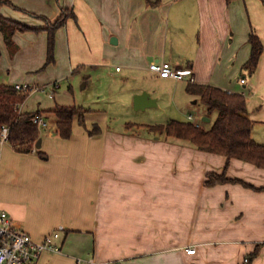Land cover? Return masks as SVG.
Segmentation results:
<instances>
[{
    "label": "crops",
    "instance_id": "obj_1",
    "mask_svg": "<svg viewBox=\"0 0 264 264\" xmlns=\"http://www.w3.org/2000/svg\"><path fill=\"white\" fill-rule=\"evenodd\" d=\"M64 10L69 16L56 31L55 61L47 64L45 27ZM0 16L38 28L17 31L13 44L0 29V82L50 88L53 96L46 93L56 98L64 81L87 85L92 74L84 72L107 68L108 76L156 85L132 88V96L146 91L156 99L145 110L160 103L157 86L179 87L180 80L150 69L170 61L190 68L195 83L243 93L253 137L264 144V50L253 73L245 68L253 27L264 44V0H0ZM37 91L21 111L44 118L36 148L45 155L7 143L0 164V210L36 241L62 228L56 240L62 250L43 252L37 264H264V189L207 183L210 172L226 170L264 187V168L156 135L147 124L116 128L107 110L89 107L85 125L75 117L64 138L55 109L68 104L47 107L39 96L30 102ZM174 92L183 106L185 98ZM191 246L195 253L187 251Z\"/></svg>",
    "mask_w": 264,
    "mask_h": 264
},
{
    "label": "trees",
    "instance_id": "obj_2",
    "mask_svg": "<svg viewBox=\"0 0 264 264\" xmlns=\"http://www.w3.org/2000/svg\"><path fill=\"white\" fill-rule=\"evenodd\" d=\"M68 16L69 12L64 10L56 22H49L45 27L49 33L47 64L55 61L56 31L65 24ZM0 29L8 44H13V35L17 31L38 30L4 16H0ZM249 42L252 45V51L245 68L253 73L264 50L263 41L254 27L250 33ZM1 55L0 46V61ZM187 91L207 106L209 115L217 112L211 127L192 120L172 119L166 123L147 125L150 131L156 135L189 140L201 150L222 154L229 160L241 159L264 168V144L253 137L255 121L248 114L247 97L241 92H231L211 84L195 82L187 84ZM29 94L30 92L17 89L15 85L0 82V123L11 126L10 143L18 151L36 150L44 156L45 153L40 148H36V142L41 136V127L34 121V117L40 111H21V105ZM88 111H90L89 108L83 105H58L55 109L58 116V133L64 138L71 137L75 117H78L80 124L85 125V116ZM128 125L131 126L133 123ZM226 182H240L251 188L264 189L238 178H230L226 170L221 174L216 172L208 174L209 185ZM258 252L259 247L253 254L256 255Z\"/></svg>",
    "mask_w": 264,
    "mask_h": 264
},
{
    "label": "rangeland",
    "instance_id": "obj_3",
    "mask_svg": "<svg viewBox=\"0 0 264 264\" xmlns=\"http://www.w3.org/2000/svg\"><path fill=\"white\" fill-rule=\"evenodd\" d=\"M89 74H92V76L88 78V84L85 87L83 83L86 81L83 79L66 80L62 83V89H58L56 92V98H50L49 93L39 90L30 102H35V97L39 96L44 100V105L47 107L63 102L68 105H84L96 112L107 110L111 125L120 129L126 127L129 123H133V125L140 123L151 125L166 123L172 118L189 120V113L193 114V119L190 120L203 123L206 127H211L216 118L217 112L209 115L207 106L201 100H197L196 97L193 98L185 92V88L183 87L186 84L185 80L178 81L179 87L176 88L172 84L163 88L157 86L161 89L155 92L161 94L158 106L149 107L145 110H137L132 103V98L134 99L135 96H132V88L145 83L146 86H149L154 91V89H157L154 83L151 84L148 81L142 82L143 78L139 84L140 80L133 79L132 77H121L122 73L115 77L108 76L107 68L100 71L88 70L84 72V75ZM69 85L71 86L69 87ZM174 90L178 95L181 94V97L185 98L183 106L176 102ZM47 91L50 92L51 89L47 88ZM204 116H209L211 120H204ZM148 132L146 131V133Z\"/></svg>",
    "mask_w": 264,
    "mask_h": 264
},
{
    "label": "built area",
    "instance_id": "obj_4",
    "mask_svg": "<svg viewBox=\"0 0 264 264\" xmlns=\"http://www.w3.org/2000/svg\"><path fill=\"white\" fill-rule=\"evenodd\" d=\"M120 69V67H118ZM150 69L162 77H172L177 80L195 82V75L190 68H178L170 61H156L150 64ZM246 81L245 78L242 79ZM15 87L22 91H47L45 87L32 86L29 83H16ZM53 96V90L50 91ZM192 116H190L191 118ZM34 121L39 126L45 125L44 118L35 116ZM11 126L0 123V164L3 147L10 143ZM62 228L48 234L42 241H36L29 232L22 229L6 210H0V264H37L40 255L45 251L60 252L62 246L56 243L61 237ZM195 253L196 247L187 250ZM100 264H123L121 260H107Z\"/></svg>",
    "mask_w": 264,
    "mask_h": 264
},
{
    "label": "water",
    "instance_id": "obj_5",
    "mask_svg": "<svg viewBox=\"0 0 264 264\" xmlns=\"http://www.w3.org/2000/svg\"><path fill=\"white\" fill-rule=\"evenodd\" d=\"M86 82L83 83V86L85 87ZM134 103H135V108L136 109H140V108H144L146 106L152 105V104H157L156 99L152 98L150 93L144 91L140 94L135 95L134 98ZM206 121H210L211 118L209 116H204L203 118ZM41 142L42 139L39 138L36 142V147H40L41 146Z\"/></svg>",
    "mask_w": 264,
    "mask_h": 264
}]
</instances>
